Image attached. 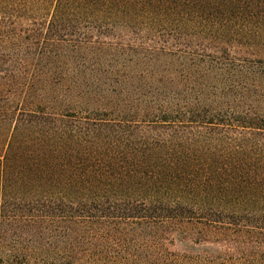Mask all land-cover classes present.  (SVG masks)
<instances>
[{
    "label": "trees",
    "instance_id": "trees-1",
    "mask_svg": "<svg viewBox=\"0 0 264 264\" xmlns=\"http://www.w3.org/2000/svg\"><path fill=\"white\" fill-rule=\"evenodd\" d=\"M0 264H264V0H0Z\"/></svg>",
    "mask_w": 264,
    "mask_h": 264
},
{
    "label": "rangeland",
    "instance_id": "rangeland-1",
    "mask_svg": "<svg viewBox=\"0 0 264 264\" xmlns=\"http://www.w3.org/2000/svg\"><path fill=\"white\" fill-rule=\"evenodd\" d=\"M178 250H184V249H188V248H185V246H182V245H178L176 246Z\"/></svg>",
    "mask_w": 264,
    "mask_h": 264
}]
</instances>
